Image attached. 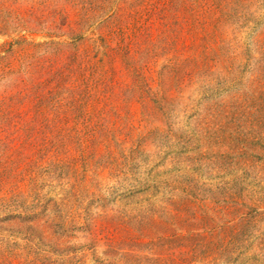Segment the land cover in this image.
<instances>
[{
    "label": "rangeland",
    "instance_id": "rangeland-1",
    "mask_svg": "<svg viewBox=\"0 0 264 264\" xmlns=\"http://www.w3.org/2000/svg\"><path fill=\"white\" fill-rule=\"evenodd\" d=\"M204 1L212 22L189 26L171 24L180 0H0V55L23 38L100 58L118 22L130 86L76 161L24 181L0 145V264H264V0ZM38 49L0 94L53 58Z\"/></svg>",
    "mask_w": 264,
    "mask_h": 264
},
{
    "label": "trees",
    "instance_id": "trees-1",
    "mask_svg": "<svg viewBox=\"0 0 264 264\" xmlns=\"http://www.w3.org/2000/svg\"><path fill=\"white\" fill-rule=\"evenodd\" d=\"M180 1L182 3L178 12L173 10L172 25L182 22L183 25L193 26L212 22V8L207 1ZM165 7L158 8L164 14L161 18L166 17L167 10H163L167 9ZM140 28H135L134 32H139ZM167 28L170 29V26ZM125 29H132L133 32V27L126 26ZM125 31L117 22L114 32L118 34L119 42L114 48L119 52L122 50L119 43H122ZM17 44V49L8 45L4 49L6 54L0 55L1 74L14 73L21 68L19 60L22 57L17 54L19 51L28 58L38 48L45 47L46 51L55 56L44 59L42 63H29L27 69L33 77L32 83L19 86L10 93L0 94V145L7 143L11 154L15 149L17 151L19 162L13 168L12 175H23L22 180L31 181L39 168H44L46 163L48 165L59 161L62 154L76 161L73 151L80 150L84 157L89 140L102 131L103 123L100 124V120L108 117L103 110L105 105H114L122 87L130 86L123 85L121 77L111 67L114 58L111 50L114 48L106 38L102 39L100 45V48H104L100 58L93 55L89 48L75 47L73 43L28 42L22 38ZM31 66H34V71L30 70ZM137 75L147 82L143 85L151 90L152 84L145 79L148 75ZM23 78L20 82L26 80Z\"/></svg>",
    "mask_w": 264,
    "mask_h": 264
}]
</instances>
